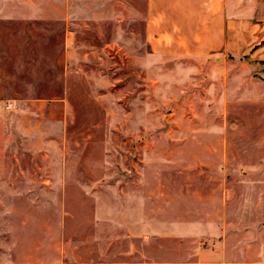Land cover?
<instances>
[{"label":"rangeland","instance_id":"1","mask_svg":"<svg viewBox=\"0 0 264 264\" xmlns=\"http://www.w3.org/2000/svg\"><path fill=\"white\" fill-rule=\"evenodd\" d=\"M66 2L0 18V262L264 264V57L149 45L145 0Z\"/></svg>","mask_w":264,"mask_h":264},{"label":"crops","instance_id":"2","mask_svg":"<svg viewBox=\"0 0 264 264\" xmlns=\"http://www.w3.org/2000/svg\"><path fill=\"white\" fill-rule=\"evenodd\" d=\"M4 1L13 2V5L7 6L8 10L0 8V18H8L9 21L25 24L42 22L47 27L54 24L56 18L70 16L68 10L56 9V3L67 7L66 0ZM81 1L88 3L92 0ZM109 1L102 0V7L107 8ZM88 11L87 4H84L80 11H75V15L89 17L91 10L90 14ZM99 12L102 14L96 16H109L103 8ZM143 17L149 45H174L187 54L199 57L219 52L236 56L251 53L264 57V0H145ZM7 108L11 110L12 106ZM36 135L37 124L34 134L24 139L23 144L32 146L37 140L34 138ZM6 142V146L18 145V140L7 138ZM0 264L38 263L4 260Z\"/></svg>","mask_w":264,"mask_h":264}]
</instances>
